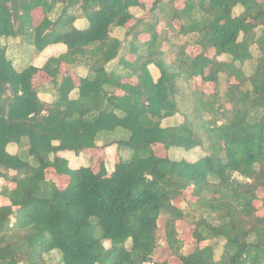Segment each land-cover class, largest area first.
<instances>
[{"label":"trees","instance_id":"1","mask_svg":"<svg viewBox=\"0 0 264 264\" xmlns=\"http://www.w3.org/2000/svg\"><path fill=\"white\" fill-rule=\"evenodd\" d=\"M177 1L155 0L157 18L126 27L139 0H0V40L28 37L38 52L55 43L67 48L40 68L18 71L0 42V178L7 183L0 190L6 199L0 202V264H49L45 255L54 251L61 264H169L154 261L158 232L181 264H264V213L256 204L264 212V0H182L180 7ZM37 7L43 18L33 25ZM79 16L88 22L84 29L73 26ZM159 18L174 29L173 38H188L173 46L177 62L163 64L149 51L126 63L124 42L111 38L112 29L150 26L145 42L151 47ZM189 43L201 47L194 58L185 53ZM116 58L130 67L135 84L106 71ZM88 61L85 77L60 69ZM151 62L161 72L157 82L147 70ZM180 76H200L213 90L196 94L192 119L162 127L179 110ZM44 82L56 89L53 102L38 96ZM208 112L211 117H201ZM110 134L120 152L111 173L103 160L95 169L92 159L73 169L58 155L99 148V137ZM12 143L20 153L7 150ZM200 146L207 154L190 160ZM173 151L180 157H171ZM50 172L65 179L63 188L48 179ZM189 189L194 199L185 211L178 201ZM179 221L194 225L191 236L200 244L188 254L178 238ZM209 239L218 242L201 244Z\"/></svg>","mask_w":264,"mask_h":264},{"label":"crops","instance_id":"2","mask_svg":"<svg viewBox=\"0 0 264 264\" xmlns=\"http://www.w3.org/2000/svg\"><path fill=\"white\" fill-rule=\"evenodd\" d=\"M139 1L141 5L130 8L132 19L128 22L126 27H133L137 20L143 19L144 21H146L150 17L159 16L160 9L157 10L156 15H154V11H152L155 0ZM176 6H182V0H178L176 2ZM60 7L61 6L58 5L56 6V12L59 11ZM31 16L32 24L37 25L43 18V12L41 8L37 7L32 10ZM51 17L52 19H55L56 14L53 13ZM173 25L175 28H177L176 21L173 22ZM73 26L78 29H84L88 26V22L85 18L79 16L74 20ZM150 28V26L147 29H144V26H142L141 29L138 28L139 30L136 28V30L139 31L136 36L134 35L136 31L134 30V28H132L131 30H127L126 28L115 27L112 29V31L110 32L111 38L118 39L124 42V45L120 50L121 56H124V61L130 64L137 58L138 55H143L144 57L148 54L149 51H155L158 52L157 58L162 60L163 64L166 63L169 65L174 63V61L177 62V59L179 57L177 55L178 51L174 49L173 46L174 44L184 46L185 41L184 43L171 42L170 39H172L173 35H175L174 29L169 28L163 18H159L153 30L157 36V41L154 46L149 47V45L145 41H148L151 37L150 33H152V30H149ZM127 31H129L130 34L127 35ZM0 42L2 45L5 46L8 57L12 60L14 67L18 71H21L28 65H33L35 67L40 68L47 62L49 58L58 57L59 55L64 54L67 51L65 44L55 43L49 44L42 51L38 52L36 51L33 43L28 37L1 38ZM186 45L187 46L184 47L185 53L192 58L197 56L201 51V47L199 45L192 43ZM96 46L97 45L91 46V49H95ZM214 54L215 52L213 48H208L205 53L206 57L210 59L213 58ZM221 58L222 57H219V59ZM89 64L90 61H88V64L83 62L81 64L79 63L72 66H67L63 63L60 69L61 71L69 73L72 78L85 77L89 74ZM105 69L108 72H115L116 76H120L122 83H136V78L134 77V73H131L130 67L128 65L120 63L119 58H116L107 63L105 65ZM147 70L153 82H157L161 75L160 69L157 67V65L151 62L147 65ZM207 71L208 69H206V72ZM201 82L204 81L201 79L200 76H192L188 78L180 76L176 80V87L178 90V94L176 95V97L178 101L179 110L173 116L164 118L161 122L162 127H173L181 124L185 120L186 115L188 114L183 110V107L189 111V114L193 111V104H196V94H198L199 92H204L207 94V92L203 91V89H198L197 86L200 85ZM38 90V96L42 101L49 103L53 102L56 99V89L52 83L44 82L39 86ZM116 94H122V91L117 90ZM183 94L186 100L185 103H182ZM69 95V97L72 99L77 98L78 90H73ZM115 134L117 136L121 135V133H117V131L115 132ZM116 135L110 134L99 137V139L97 140L99 148L92 149L89 152L85 151V153L77 154L72 151H60L58 155L66 158L69 162V166L73 169H77L83 166H89L91 164V159L92 164L96 160V158H100V160L104 159L103 162L105 163V167L107 171L111 173L114 170V165L117 161V154H120L116 146L112 144V141L116 138ZM102 145L105 146L100 147ZM7 150L12 154H18L20 153L21 149L16 143H12L8 145ZM101 155L103 157H101ZM128 156L129 153L127 151L123 152L124 158H127ZM49 174L47 175L48 179L52 181L58 189L63 188V183L65 184V179L51 172ZM3 185L4 179L0 178V190Z\"/></svg>","mask_w":264,"mask_h":264},{"label":"rangeland","instance_id":"3","mask_svg":"<svg viewBox=\"0 0 264 264\" xmlns=\"http://www.w3.org/2000/svg\"><path fill=\"white\" fill-rule=\"evenodd\" d=\"M241 12V8H235L234 9V13L235 14H238ZM187 37H182V38H179V39H175V38H172L170 39L171 42H180V43H183V41H187ZM252 49V53L254 55V57L257 55V51L255 50L254 47L251 48ZM224 58V56H222ZM253 65V60H249V61H246L244 64H243V69L245 71L246 74H249L250 71H251V66ZM44 77H38L36 78L35 80V83L37 82H40ZM198 89H203V91H206L207 94L208 93H211L212 90H213V83L212 82H201L200 85L197 86ZM199 92V91H198ZM200 93V92H199ZM186 100H185V96L184 94L182 95V103H185ZM189 102V101H187ZM183 107V106H182ZM186 107V106H185ZM195 108L194 104H193V109ZM183 110L188 113L186 116L187 118L189 119H192L193 116L189 114V111L186 110L184 107H183ZM201 117H205V118H209L211 117V114L208 112V113H205L203 116ZM186 119V118H185ZM203 137H205V135L203 134ZM94 152V151H93ZM92 152V153H93ZM156 152L158 155H163L164 152L161 148H157L156 149ZM207 154V148L206 147H203V146H200V147H197L193 150V152H191L188 157L190 160L192 161H195L196 159L199 158L200 155H206ZM183 155H186L185 153ZM100 157V156H99ZM101 157H103L101 155ZM116 157V156H115ZM171 157H180V154L177 152V151H173L171 153ZM104 160V159H103ZM100 161V158H96V160L93 162V169L96 168L97 166V163ZM49 174V173H48ZM50 175V174H49ZM4 184L6 185L7 183L4 181ZM65 184L63 183V186ZM9 187L11 188V184L9 185ZM188 199H194L193 196L190 195V189L185 191L184 194L182 195V197L179 199V203H180V207L183 208V210L187 211V200ZM6 201V199H0V202L2 204V202L4 203ZM259 207V213L260 214H263V210L262 208L260 207L259 203H256ZM163 226V222H161L160 224V228ZM194 228V225L189 223L188 221L187 222H182V221H179L177 223V231H178V238L183 242V245H182V252L184 254H188L190 252H192L197 246H199L200 244H198L196 242V240L191 236V232ZM158 238H159V244L160 246L158 247L156 253H155V256H154V261L157 262V263H161L162 261H165V262H169V264H181L179 258H173V255L171 254V250L169 249V247L164 244V235L161 234V232H158ZM218 241L216 239H209V240H205L203 241V243H201L202 245H206V244H214L216 245ZM129 243H127L128 245ZM220 246L222 245V243H218ZM105 246L106 247H109L110 246V243L109 242H105ZM216 256H218L220 254V247H216ZM47 261L49 262V264H61L60 262V255L58 254V252H52V253H49L47 255H45ZM23 264V263H22ZM151 264V263H150Z\"/></svg>","mask_w":264,"mask_h":264}]
</instances>
